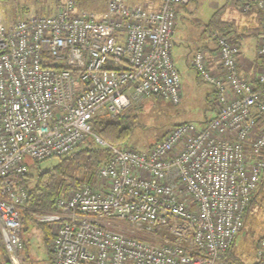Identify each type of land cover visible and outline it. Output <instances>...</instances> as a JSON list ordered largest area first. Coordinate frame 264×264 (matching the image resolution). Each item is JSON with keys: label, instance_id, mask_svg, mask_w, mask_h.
I'll return each instance as SVG.
<instances>
[{"label": "built area", "instance_id": "obj_1", "mask_svg": "<svg viewBox=\"0 0 264 264\" xmlns=\"http://www.w3.org/2000/svg\"><path fill=\"white\" fill-rule=\"evenodd\" d=\"M151 9L107 0L97 13L57 0L53 13L0 10V239L10 264L24 263L26 201L11 176L26 159L65 157L88 138L108 150L91 183L55 201L40 216L54 225L52 264H226L244 227L243 213L264 176V0L255 81L239 74V47L211 31L216 58L195 46L190 65L212 88L214 114L198 127L183 122L147 151L117 147L92 132L101 111L119 114L151 97L180 102L171 49L177 7ZM125 220L131 234L113 230ZM253 264H264V238Z\"/></svg>", "mask_w": 264, "mask_h": 264}, {"label": "rangeland", "instance_id": "obj_2", "mask_svg": "<svg viewBox=\"0 0 264 264\" xmlns=\"http://www.w3.org/2000/svg\"><path fill=\"white\" fill-rule=\"evenodd\" d=\"M56 1L0 0V10L4 12L3 16L6 21H12L18 15L51 14L55 8ZM101 1L105 2L107 0ZM224 2L226 0H191L187 5V9L191 13H182L183 17H180V22L181 24L187 23L188 19L191 22L194 19L205 21L213 13V7L216 8ZM231 2L232 0H228V4L231 5ZM179 6L176 7L178 8ZM226 36L232 40L235 39V37L232 38L230 33H227ZM191 49V44H186L185 47L180 49L176 47L171 49L174 64L180 75L181 99L179 103L173 104L151 97L133 102L127 109L117 115L128 116L131 120L130 135L123 142L125 147L138 151H147L154 141L163 138L172 127L183 122H192L196 126L201 127L205 125L206 119H210L213 116L212 88L208 84L201 82L195 70L191 67L190 61L194 51ZM98 115L103 116V120L106 123L113 122L117 117L103 111ZM87 144L93 148L97 147L96 144L85 142L75 148L68 156L87 146ZM58 160L57 158H51L43 162L34 163L26 159L29 162L27 173L35 177L39 171L57 163ZM80 172L76 174L77 177L82 176ZM71 192H66L63 196H67ZM253 205V208L246 216L243 229L236 236L230 249L229 254L233 257L231 261L227 260L226 264H251L250 260L255 246L254 241L257 236H264V186H261ZM40 216L32 215L23 219L22 239L25 244L23 264H52V241L55 226L42 222ZM111 222L113 224L111 229L131 234L127 221L113 219ZM45 234L50 237L48 244L44 243ZM6 257L0 239V259L4 264H9Z\"/></svg>", "mask_w": 264, "mask_h": 264}, {"label": "trees", "instance_id": "obj_3", "mask_svg": "<svg viewBox=\"0 0 264 264\" xmlns=\"http://www.w3.org/2000/svg\"><path fill=\"white\" fill-rule=\"evenodd\" d=\"M227 1L228 0H226V4ZM241 1L243 0H234V4L237 5ZM226 4L214 13L207 24L208 27L212 26L214 27V30L222 33H225L224 31L226 30L227 24L221 20L220 14ZM155 98L160 99L159 97ZM117 115L118 114H116V116ZM91 124L92 132L101 140L113 146L125 147V144H123V142L127 140L131 132V120L128 116H117L113 122L106 123L105 120H103V116L96 115L92 119ZM158 140L154 141L153 144ZM86 143L96 144L91 138H88L86 140ZM96 146L97 147L93 148L88 146L87 144V146L77 150L70 156L67 155L65 157L57 158L59 159L57 163L39 171L35 177L30 176L27 172L24 175L11 176L13 184L22 186L27 196L24 205L19 210L22 225L23 219L25 217L29 218L32 215L43 216L54 213L55 201L58 197L63 196L66 192L77 190L82 186V184L91 183L95 179L97 168L105 162L109 155L107 149L102 148L97 144ZM26 164L28 170L29 162L26 161ZM79 172L82 174L81 177L76 176V174ZM262 180L263 179H261L258 188H261ZM256 196L257 195L255 194L252 196L251 200L245 208V211L243 213L244 224L248 212L254 206L253 204ZM21 233H23V226ZM49 238L50 237L45 234L44 241H46L47 243L49 241ZM262 238H259L258 240ZM258 240L256 243V247L258 244ZM232 245L233 242L227 253L228 261H231V258L233 257L229 254ZM7 262L10 264L8 258Z\"/></svg>", "mask_w": 264, "mask_h": 264}, {"label": "crops", "instance_id": "obj_4", "mask_svg": "<svg viewBox=\"0 0 264 264\" xmlns=\"http://www.w3.org/2000/svg\"><path fill=\"white\" fill-rule=\"evenodd\" d=\"M191 0H188L187 4L180 5L177 8V25H176V34L174 39V44L172 49L175 47L180 49L185 47L186 44H191L192 49L194 50L195 46L202 47L213 63L216 58V46L213 39L210 37V32L213 31L214 27L207 26L209 20L214 15V13L219 10L222 6L226 4L220 3L218 7H213V13L210 14L208 19L205 21L194 19L193 22L189 21L187 23L181 24V19L185 12L191 13L190 10L187 9V5ZM253 1V0H252ZM250 1V2H252ZM244 2L241 1L237 5L234 4V0H232L231 5L227 4L223 8L220 14V18L227 24L226 30L224 31L226 34L230 33L232 38L235 37L236 44L239 47V59H238V71L239 74L246 77L251 81H255V77L257 74L258 61L256 57V50L259 42L260 35L263 32V13L262 11L252 7L248 11H241L240 4ZM125 3L129 6L133 5H142L151 9H156L159 6L158 0H125ZM217 6V5H216ZM106 1L102 2L101 0H78L77 8L78 9H86L91 10L97 13H101L105 10ZM186 15V14H185ZM180 19V20H179ZM216 31V30H215ZM190 50V51H191ZM212 90V89H211ZM261 186H264V176L262 178ZM260 187L255 191V195L258 194ZM51 226V225H50ZM48 232V230H47ZM21 233V238H22ZM48 236V235H47ZM264 238L263 235L257 236V239L254 241V251L253 256L250 260V263H254L255 259V249L256 243L259 238ZM45 244L46 241H44ZM25 250V244H24ZM4 251V249H3ZM0 264H4L0 259Z\"/></svg>", "mask_w": 264, "mask_h": 264}]
</instances>
